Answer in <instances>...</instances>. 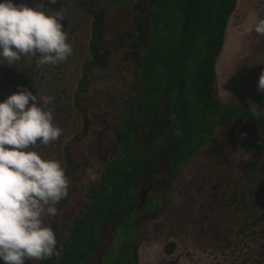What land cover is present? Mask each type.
I'll use <instances>...</instances> for the list:
<instances>
[{"label": "rangeland", "instance_id": "374dc122", "mask_svg": "<svg viewBox=\"0 0 264 264\" xmlns=\"http://www.w3.org/2000/svg\"><path fill=\"white\" fill-rule=\"evenodd\" d=\"M14 2L32 6L35 0ZM43 2L53 10L62 9L67 17L62 25L73 54L56 66H37V57L22 58L17 65L8 66L0 58V102L19 91L18 85L33 94L39 91L55 98L48 107L53 110L54 122L63 129L62 135L47 146L38 144L36 150L42 158L60 160L66 169L65 148L69 144L78 164L71 179L69 203L57 205L55 217L60 225L57 242L63 244L70 233L72 218L81 215L91 199V188L101 176L114 132L120 126L117 115L127 108L121 100L136 77L133 49L128 42L137 30L130 0H95L97 7L106 10L103 48L109 49L111 55L106 67H95L89 72L90 85L81 102L90 116V130L84 138L75 140L83 125L75 94L83 67L90 58L92 16L72 0ZM254 12L264 17V0H237L216 72L217 93L222 102L256 108L259 105L253 98L264 96V92L257 90L260 73L264 71V36L245 31ZM122 34H128L123 43ZM223 128L219 126L214 132L226 143L223 155L209 153L208 143L205 144L176 174L168 197L161 192L159 215L150 218L143 227L139 264H264V157L257 179L249 182L244 175L249 152H230L236 139H249L261 132L245 124L230 128L225 134ZM55 217H46L45 223L49 225ZM169 242L176 244L171 253L166 249ZM114 249L107 264H118L122 257L123 252ZM0 264L5 262L0 259Z\"/></svg>", "mask_w": 264, "mask_h": 264}, {"label": "trees", "instance_id": "16d2710c", "mask_svg": "<svg viewBox=\"0 0 264 264\" xmlns=\"http://www.w3.org/2000/svg\"><path fill=\"white\" fill-rule=\"evenodd\" d=\"M72 1L92 16L90 58L75 94L83 117L75 140H81L91 124L81 102L90 85L89 72L106 67L111 51L103 48L105 8L97 7L95 0ZM129 4L137 34L128 42L136 77L121 100L127 108L117 115L120 126L90 201L81 215L72 218L64 243H57L59 255L36 264H107L114 248L123 252L118 264H139L143 227L159 215L162 196L168 197L176 174L207 143L209 153L223 155L226 143L214 136L219 126L224 134L242 124L261 132L230 145V152H249L244 175L249 182L257 179L264 157V96L253 98L259 105L254 108L224 103L217 93L216 62L237 0H130ZM127 37L120 35V42ZM65 160L69 196L59 206L69 203L71 179L78 170L69 144ZM49 225L58 237L57 217ZM175 246L169 242L166 249L171 253Z\"/></svg>", "mask_w": 264, "mask_h": 264}, {"label": "clouds", "instance_id": "9594fccd", "mask_svg": "<svg viewBox=\"0 0 264 264\" xmlns=\"http://www.w3.org/2000/svg\"><path fill=\"white\" fill-rule=\"evenodd\" d=\"M65 19L62 9L53 10L43 0H35L32 6L0 0L3 63L17 65L22 58L32 57H37V66L65 62L74 51L62 25ZM245 31L264 36V17L252 13ZM17 87L19 91L0 102V259L5 264L59 255L56 233L45 219L58 215L57 205L69 196L70 188L61 161L42 158L36 150L38 144L47 146L62 135L48 107L55 98ZM257 90L264 92V71Z\"/></svg>", "mask_w": 264, "mask_h": 264}, {"label": "bare ground", "instance_id": "6f19581e", "mask_svg": "<svg viewBox=\"0 0 264 264\" xmlns=\"http://www.w3.org/2000/svg\"><path fill=\"white\" fill-rule=\"evenodd\" d=\"M226 37V36H225ZM225 43V42H224Z\"/></svg>", "mask_w": 264, "mask_h": 264}]
</instances>
